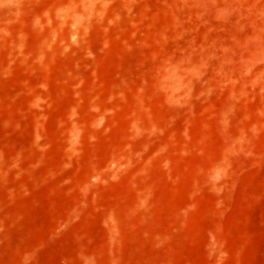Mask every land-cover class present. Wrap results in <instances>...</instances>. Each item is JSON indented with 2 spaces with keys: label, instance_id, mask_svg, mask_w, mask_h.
<instances>
[{
  "label": "rangeland",
  "instance_id": "obj_1",
  "mask_svg": "<svg viewBox=\"0 0 264 264\" xmlns=\"http://www.w3.org/2000/svg\"><path fill=\"white\" fill-rule=\"evenodd\" d=\"M0 264H264V0H0Z\"/></svg>",
  "mask_w": 264,
  "mask_h": 264
}]
</instances>
